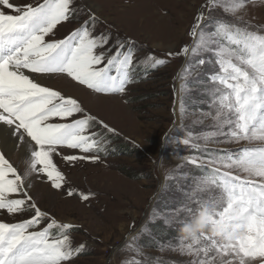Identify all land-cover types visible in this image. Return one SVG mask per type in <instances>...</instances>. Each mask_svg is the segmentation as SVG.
Segmentation results:
<instances>
[{"label": "snow or ice", "instance_id": "6c2138e0", "mask_svg": "<svg viewBox=\"0 0 264 264\" xmlns=\"http://www.w3.org/2000/svg\"><path fill=\"white\" fill-rule=\"evenodd\" d=\"M252 0H205L197 9L183 43L167 57L191 58L188 71L209 63L208 110L196 121L211 129L191 130L181 141L200 150L188 162L206 175L196 194L175 210L183 234L174 250L188 264H264V32L243 22L240 13ZM220 11L211 28L213 13ZM75 14L73 0H0V264H71L85 249L72 246L74 225L57 219L30 193L39 177L50 188L77 195L56 163L96 162L102 128L116 129L86 109L78 98L43 81L62 76L104 95H123L136 66L134 42L111 45L97 33L98 17L89 12L62 39L57 29ZM156 65L163 59L148 56ZM127 102V101H125ZM185 115L183 108L181 116ZM207 142L236 143L238 149L207 147ZM26 147L23 167L10 153ZM93 193L79 192L88 202ZM134 227V225H133ZM126 264H145V253L128 246Z\"/></svg>", "mask_w": 264, "mask_h": 264}, {"label": "rangeland", "instance_id": "374dc122", "mask_svg": "<svg viewBox=\"0 0 264 264\" xmlns=\"http://www.w3.org/2000/svg\"><path fill=\"white\" fill-rule=\"evenodd\" d=\"M204 2L73 0L75 14L58 27L56 38L62 39L92 11L98 17L97 33L110 35V46L133 41L136 53L132 80L123 95L98 94L62 76L43 81L78 98L92 114L116 129L115 133L94 129L102 134L93 152L99 160L94 163L83 161L69 167L56 157L77 195L68 197L39 177L30 178V193L40 206L74 225L70 233L72 246L85 245L71 264H126L131 243L142 248L145 262L188 264L189 257L174 250L177 238L183 234L176 227L175 210L196 194V185L206 175L202 167L196 165L199 168L195 169L188 162L201 157L205 142L201 141L198 151L181 141L189 130L196 135L211 130L210 120L202 124L196 121L201 110H208V81L215 67L209 63L188 71L191 58L166 54L190 42L187 33ZM239 15L258 33L264 32V0H252ZM220 16L219 10L214 12L205 27H213ZM150 55L165 63L154 64L146 59ZM207 147L232 150L240 145L207 142ZM17 157L11 156L23 167L25 156ZM80 191L94 195L84 202L79 198ZM18 218L0 214V219L12 222ZM131 233L136 236L132 238ZM140 237L149 247L139 242Z\"/></svg>", "mask_w": 264, "mask_h": 264}, {"label": "trees", "instance_id": "16d2710c", "mask_svg": "<svg viewBox=\"0 0 264 264\" xmlns=\"http://www.w3.org/2000/svg\"><path fill=\"white\" fill-rule=\"evenodd\" d=\"M192 166H194L195 167V169L196 168H199L198 166H196V165H192ZM204 170V169H203ZM147 224V223H146ZM145 224V225H146ZM71 232H74V230L72 229L71 230ZM70 232V233H71ZM174 232V231H173ZM176 235L178 234L177 232H174ZM148 234H149V232H148ZM153 234H154V236H156L157 237V232L156 231H153ZM176 235H175V237H176ZM165 236L166 235H164V236H158V237H160V238H165ZM141 238V237H140ZM150 238V237H149ZM139 242L144 246V247H149L146 243H145V241L142 243V238L141 239H139ZM149 242H151L150 240H149ZM148 242V243H149ZM145 263H147V264H163V263H159V262H157V261H149V262H145Z\"/></svg>", "mask_w": 264, "mask_h": 264}, {"label": "bare ground", "instance_id": "6f19581e", "mask_svg": "<svg viewBox=\"0 0 264 264\" xmlns=\"http://www.w3.org/2000/svg\"><path fill=\"white\" fill-rule=\"evenodd\" d=\"M45 80H46V79H45ZM45 80H44V81H45ZM19 149H20V152H21V153H20V152H17ZM26 151H27V148H26V147H20V148L15 149L14 151H12V152L10 153V155H11V156H18V157L21 158L22 156H25L24 153H25ZM18 157H17V158H18ZM136 230H137V229H136ZM136 230H134V231H136ZM128 239H129V238H128ZM128 239H127V240H128ZM127 240H126V243H127Z\"/></svg>", "mask_w": 264, "mask_h": 264}]
</instances>
